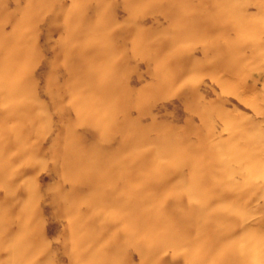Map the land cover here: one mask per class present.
Returning <instances> with one entry per match:
<instances>
[{
    "label": "rangeland",
    "instance_id": "rangeland-1",
    "mask_svg": "<svg viewBox=\"0 0 264 264\" xmlns=\"http://www.w3.org/2000/svg\"><path fill=\"white\" fill-rule=\"evenodd\" d=\"M33 224L37 264H264V0H0V232Z\"/></svg>",
    "mask_w": 264,
    "mask_h": 264
},
{
    "label": "clouds",
    "instance_id": "clouds-1",
    "mask_svg": "<svg viewBox=\"0 0 264 264\" xmlns=\"http://www.w3.org/2000/svg\"><path fill=\"white\" fill-rule=\"evenodd\" d=\"M36 231L37 227L33 224L32 227L20 233L11 243L4 240V232H0V250L8 251L11 247L16 252L14 257L0 262V264H37L38 258L43 255L44 249L35 254H29V248L31 247L29 239L35 236Z\"/></svg>",
    "mask_w": 264,
    "mask_h": 264
}]
</instances>
